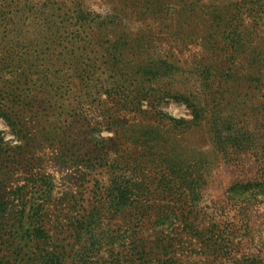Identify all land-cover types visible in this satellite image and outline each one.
<instances>
[{
    "label": "rangeland",
    "instance_id": "rangeland-1",
    "mask_svg": "<svg viewBox=\"0 0 264 264\" xmlns=\"http://www.w3.org/2000/svg\"><path fill=\"white\" fill-rule=\"evenodd\" d=\"M259 5L252 15L261 22L248 33L263 38L264 52V0H0V208L47 200L48 214L62 217L85 202L81 194L105 191L116 160L155 187L161 175L147 167L171 157L172 119H193L181 97L216 63L221 25ZM225 111L264 148V84ZM201 132L179 134L187 156L209 169L201 194L177 209L179 219L135 226L102 215L103 230H123L108 241L116 252L102 253L105 261L140 264L138 247L159 251L160 236L176 264H264V187L243 186L258 159L222 158Z\"/></svg>",
    "mask_w": 264,
    "mask_h": 264
},
{
    "label": "trees",
    "instance_id": "trees-1",
    "mask_svg": "<svg viewBox=\"0 0 264 264\" xmlns=\"http://www.w3.org/2000/svg\"><path fill=\"white\" fill-rule=\"evenodd\" d=\"M239 4L247 6L244 2ZM262 6L247 7L250 14L239 13L231 22L221 25L223 31L211 51L217 64L213 63L207 74L198 72L196 82L191 84L194 90L181 97L192 108L193 119H172L170 129L175 142L171 143V157L162 160L159 154L155 160L157 165L147 167L161 175L155 187L146 179L131 178L126 173L127 166L116 160L110 166L114 171L105 191L101 193L103 188L97 189L90 199L81 194L85 202L69 205L62 217L53 219V215L48 214L47 200L28 206V201L22 198L23 207L19 210H3L1 206L0 264H124L122 256H117L112 263L102 258L104 252L115 254V246H109L108 241L114 235L120 237L123 231L113 227L103 230L102 215L107 213L110 220L107 224H112L113 220H128L129 225L135 221V226L138 222L150 224L164 217L179 219L177 209L189 197L201 194L205 179H209L210 172L203 168L202 158L187 156L184 144L179 143V134L202 130V136L209 139L211 151L227 160L245 153L256 157L259 164L257 175L243 186L245 191L253 185L252 182L264 187V148L259 147L260 142L251 131L232 123L225 111L231 101L239 106H243V101L248 103L255 89L264 84V52L259 50L263 38L248 33L249 29L259 27L261 21L252 13L255 14ZM237 10L240 11V7ZM243 15L254 19L246 24ZM146 75L154 78L158 72L150 69ZM200 93L208 99L202 100ZM110 147L112 149L115 144ZM42 185L51 189L47 181ZM95 187L96 184L92 189ZM172 239L180 241L181 234ZM161 241L163 239L157 236L155 243L159 251L154 247L149 249L147 245L138 247L140 264H176L162 252L164 246ZM143 242L144 239L140 241Z\"/></svg>",
    "mask_w": 264,
    "mask_h": 264
}]
</instances>
